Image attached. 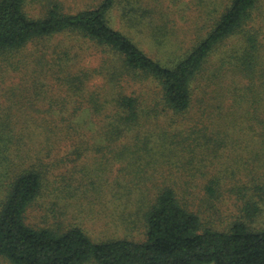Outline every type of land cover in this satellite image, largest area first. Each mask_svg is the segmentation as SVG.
I'll use <instances>...</instances> for the list:
<instances>
[{
    "label": "trees",
    "instance_id": "trees-1",
    "mask_svg": "<svg viewBox=\"0 0 264 264\" xmlns=\"http://www.w3.org/2000/svg\"><path fill=\"white\" fill-rule=\"evenodd\" d=\"M123 1L32 16L30 0H0V71L23 81L4 93L10 104H0V257L12 264H264L259 0H226L163 58L145 51L132 34L136 21L125 18L146 17L144 10H122L127 33L113 26ZM165 23L155 36L169 33ZM59 34L77 42L57 57L31 60L30 44ZM92 58L96 65L87 66ZM242 145L246 155L234 160L231 151ZM51 181L54 221L46 215L30 224ZM234 196L236 216L225 223ZM90 208L108 210L114 232L129 234L93 238L77 222ZM139 226L142 239L130 238Z\"/></svg>",
    "mask_w": 264,
    "mask_h": 264
},
{
    "label": "rangeland",
    "instance_id": "rangeland-1",
    "mask_svg": "<svg viewBox=\"0 0 264 264\" xmlns=\"http://www.w3.org/2000/svg\"><path fill=\"white\" fill-rule=\"evenodd\" d=\"M100 1L101 0H30L27 6V11L32 16H40L43 14V12H45L44 10L58 7L64 13L72 14L87 9L90 6L94 7L98 5ZM225 1L226 0H124L121 6L114 9L115 11L112 13L111 20L115 28L127 33L129 30L125 28V20H122V10H144L147 15L146 17H142L140 15L134 16L135 12H130V15L125 18H133L136 21L135 23L138 25V27L136 28L137 30L132 34L134 38H137L136 40H138L145 51L156 57L163 58L178 48L177 45L180 42V45L182 46L186 41H190L191 38H189V30L193 29V27L198 23H202V19L208 16L209 11L215 9L219 5H222ZM125 7L127 8L125 9ZM257 10L259 13L258 22L259 24L264 25V0H259ZM139 14H141V11ZM163 20L166 21L165 24L168 23L169 33L166 35L158 33L165 36L157 37L153 32L158 29L157 26L162 24ZM159 41L162 43V45L159 44ZM76 42V38L71 35L59 34L53 37L38 40L34 44H30L27 53L29 51L28 54L31 56V60H36L37 57L40 56H42V59L44 57L47 58L46 54H48V57L50 56L53 58L57 57L58 53L64 47L71 46ZM262 43L264 44V35L262 36ZM85 62L87 66H94L97 63H95L93 58L91 60L86 59ZM22 83L23 81L19 79L18 73L13 71H0V104L2 105L3 103L4 106L7 103L10 104V102L6 100L4 93L6 90L8 91V89L21 87V85H23ZM247 83L248 81L244 80L242 85ZM37 104L40 107L43 106V102L37 101ZM245 107H248L247 103H245ZM261 128L262 127H260V129ZM254 140L256 141V139ZM244 141H246V139L243 140V145L246 143ZM243 145L241 148L231 151V155L233 156L234 160H238V157L246 155ZM259 147L264 151V146H261L260 144ZM67 151L63 148V152L61 151L62 153L60 152L58 156H62L63 154L67 153ZM98 158H100V155H98ZM262 160L264 161V157H262ZM260 164L261 166H259V168L261 174L264 175V162H261ZM123 165H125L123 162H121V165L117 164L115 167L116 172ZM247 168L249 167L247 166ZM116 172L114 177L118 174ZM240 177H242V172ZM132 179L133 177H129V181ZM58 183L62 188L63 184L60 182ZM55 187V181L49 182V186L46 188L43 196L39 199L37 206L28 215L27 221L30 224L35 225L39 224L40 222L42 223L45 220L44 217H46V215H48L49 218L53 220L54 214L56 213L54 212V209L57 210V208H54L52 204L59 202L57 199L58 195L54 192ZM236 198L237 197L234 196L232 200H229L225 203V223L230 222L234 216H236ZM84 203L88 202L85 200ZM93 211L94 209L92 208L88 209V211L83 210L84 214H80L78 216L79 218L77 219V222L83 228H85L88 234L93 238L100 239L106 236H111L113 233L116 236H124L126 233L129 234L124 230L118 233L114 232V228H112L110 224L111 214H108V210L102 214H93ZM139 225L141 226V224ZM140 226L137 230H132L130 233V238L134 237L138 240L142 239V227ZM0 264L12 263L3 257H0Z\"/></svg>",
    "mask_w": 264,
    "mask_h": 264
}]
</instances>
